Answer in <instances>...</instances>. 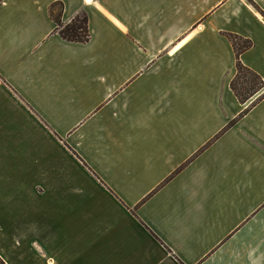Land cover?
I'll return each instance as SVG.
<instances>
[{"label": "crops", "instance_id": "obj_1", "mask_svg": "<svg viewBox=\"0 0 264 264\" xmlns=\"http://www.w3.org/2000/svg\"><path fill=\"white\" fill-rule=\"evenodd\" d=\"M230 35L264 79V0L0 3L6 264H264V89L232 90Z\"/></svg>", "mask_w": 264, "mask_h": 264}, {"label": "trees", "instance_id": "obj_2", "mask_svg": "<svg viewBox=\"0 0 264 264\" xmlns=\"http://www.w3.org/2000/svg\"><path fill=\"white\" fill-rule=\"evenodd\" d=\"M56 7H59L58 11L56 10ZM63 10L64 4L61 1L53 4L51 8V16L57 24V30L60 36L71 42L84 43L89 41L91 34L87 13L77 16L70 23L66 24L63 21ZM229 38L232 41L237 54V73L231 82V88L240 102L245 104L264 89V79L259 73L250 69L241 61V54L251 48L252 41L235 35H230ZM263 97L264 93L258 97V99L254 101L250 107L243 112V114L248 112L252 106L257 104V102ZM236 121L237 119L231 121L228 127L234 125ZM0 264H5L3 259H0Z\"/></svg>", "mask_w": 264, "mask_h": 264}, {"label": "rangeland", "instance_id": "obj_3", "mask_svg": "<svg viewBox=\"0 0 264 264\" xmlns=\"http://www.w3.org/2000/svg\"><path fill=\"white\" fill-rule=\"evenodd\" d=\"M3 2V0H0V3H2ZM56 10L58 11L59 10V7H56ZM252 99V98H251ZM250 99V100H251ZM3 218V215H2V212L0 211V219H2ZM1 238V237H0ZM3 238V237H2ZM1 238V242H2V245H3V247H5V242L6 241H10L9 239L8 240H6V239H2ZM11 243V241L9 242V244ZM1 246V245H0ZM2 252H4V255L6 256V258L5 259H9L10 260V258H11V247H9L8 248V246H6V248H4L3 250H2ZM0 259H2V258H0ZM6 264V263H5Z\"/></svg>", "mask_w": 264, "mask_h": 264}]
</instances>
